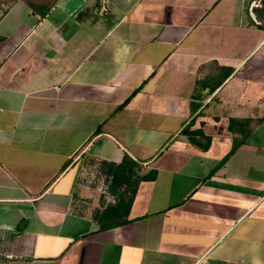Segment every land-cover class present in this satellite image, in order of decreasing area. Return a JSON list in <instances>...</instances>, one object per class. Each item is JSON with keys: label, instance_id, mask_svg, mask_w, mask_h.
I'll use <instances>...</instances> for the list:
<instances>
[{"label": "crops", "instance_id": "obj_1", "mask_svg": "<svg viewBox=\"0 0 264 264\" xmlns=\"http://www.w3.org/2000/svg\"><path fill=\"white\" fill-rule=\"evenodd\" d=\"M0 264H264V0H0Z\"/></svg>", "mask_w": 264, "mask_h": 264}, {"label": "trees", "instance_id": "obj_2", "mask_svg": "<svg viewBox=\"0 0 264 264\" xmlns=\"http://www.w3.org/2000/svg\"><path fill=\"white\" fill-rule=\"evenodd\" d=\"M232 74V70H227L225 74V79L228 78Z\"/></svg>", "mask_w": 264, "mask_h": 264}]
</instances>
